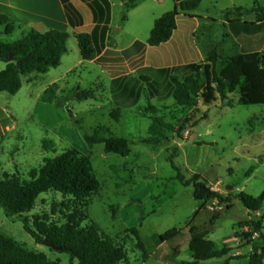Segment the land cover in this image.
Wrapping results in <instances>:
<instances>
[{
    "label": "rangeland",
    "instance_id": "obj_1",
    "mask_svg": "<svg viewBox=\"0 0 264 264\" xmlns=\"http://www.w3.org/2000/svg\"><path fill=\"white\" fill-rule=\"evenodd\" d=\"M110 1L113 5L110 45L122 51L119 55L123 60L126 57L128 74L112 83V77L101 66L81 59L77 42L69 35L67 53L57 68L22 77V87L15 95L0 93V107L7 113L4 118L0 111V132L7 125L14 126L6 136L0 135V175L15 174L26 181L30 171L39 168L45 157L74 148L90 156L93 173L100 184L87 201L88 220L84 224H96L122 245L127 253L126 264H192L188 251L191 226L211 240L217 250L224 246L231 248L227 256L199 264H223L230 256L239 258L229 260L228 264H248L249 257L264 246L261 237L264 202L259 212L252 213L237 196L243 192L258 197L264 192V105H240L235 92L227 100L217 98L209 105L199 101L192 108L177 107L168 80L172 68L163 69L157 79L148 74V83L139 81L142 68L139 60L144 56L140 52L145 46V56L156 66L189 61L202 63L206 54L222 40L232 48L229 55L239 53L236 37L222 24L224 11H221L238 1L201 0L198 8L191 11L197 18L187 25L184 38L157 48H149L146 43L152 21L172 11L173 0H143L139 2V10L133 13L120 0ZM244 17L251 21L254 16ZM263 31L261 28L250 34L256 44L262 39ZM19 32L16 29L11 35L0 34V41H16L21 38ZM226 33L228 39L223 38ZM134 40L137 42L135 59L130 54L136 49L127 51ZM205 47L211 49L203 57L193 53ZM222 63L218 62L217 70ZM54 83L59 89L63 84L58 91L60 107L40 101L43 91ZM117 86L125 89L123 97L130 102L126 108L113 102ZM76 87L92 91L94 98L71 100V92ZM148 104L176 130L181 128L180 133L164 130L159 142L145 143L150 138L151 114L145 112ZM112 110L119 115L118 122L109 117ZM98 126H105L113 135L131 141L130 154L127 157L106 154L101 144L90 148L85 137L92 135ZM43 140L52 142L54 147L45 151ZM172 164L184 181L197 177L221 197L229 196L232 206L225 209L226 202L211 200L200 208L201 204L193 198V186L183 185L176 179L177 171ZM249 168L253 171L246 176ZM64 200L54 191L43 193L34 209L22 216L31 219L35 214L47 213L52 220H59L61 215L54 214V210H60ZM214 212L219 214L213 219ZM249 220L261 222V234L252 233V227L244 225ZM131 228L137 229L139 241ZM173 228L178 230V235L159 243V236ZM0 232L29 251L45 254L50 261L70 263L65 252L37 244L23 229L21 219L7 217L1 206Z\"/></svg>",
    "mask_w": 264,
    "mask_h": 264
},
{
    "label": "trees",
    "instance_id": "obj_2",
    "mask_svg": "<svg viewBox=\"0 0 264 264\" xmlns=\"http://www.w3.org/2000/svg\"><path fill=\"white\" fill-rule=\"evenodd\" d=\"M82 1L89 6L96 21L109 18L110 6L107 0ZM120 1L124 2L126 9H130L140 0ZM61 2L68 18L72 14L79 17L68 0H61ZM200 2L201 0H182L175 4L172 11L157 18L150 30L147 45L158 47L168 42L176 29V17L179 12L194 11ZM245 13H247L246 10L235 8L226 11L224 19L239 24L244 28L245 33L250 32L249 28H253L252 32L256 31L255 25L257 24H264V8L258 7L253 10V21L242 22L241 17ZM122 19L124 20V17ZM0 26H4V33L7 35L15 29L10 19L4 14H0ZM68 38L67 32L49 30L40 33L32 29L14 42L0 41V61L5 64V68L0 71V93L15 95L22 87V77L32 73L45 74L57 68L62 57L67 53ZM98 38L97 26L92 34L75 35L81 59L93 61L107 71L112 78L126 74L125 63L120 53L114 50L103 52L104 44L100 43ZM10 56L13 57L11 61ZM218 62H223L219 70L216 69ZM163 71V69L154 71L152 68L142 67L139 69V81L148 83L150 81L148 74L157 79L158 73ZM172 71L168 80L172 85L171 95L177 107L192 108L199 101L209 105L217 98L227 100L228 96L235 92L238 93V104L240 105H264V47L261 51L238 53L224 59L214 48L206 54L204 62L176 66L172 68ZM58 91V84L50 85L43 91L40 101L60 107ZM92 98H94L92 91L80 90L79 87L72 90L70 97L71 100L77 101ZM116 105L127 107L129 104L117 102ZM229 106L231 107V103ZM145 112L151 114V124L148 129L150 138L145 143L159 142L164 130L180 133L181 128L176 130L162 117L157 116L156 109L150 104L145 108ZM109 117L116 122L119 120V115L113 110L109 112ZM85 140L90 148L99 144L103 145L106 154L127 157L131 152V141L113 135L105 126L96 127L92 135L86 136ZM42 146L47 152L54 147L53 143L48 140H43ZM171 166L177 171L176 179L180 183L193 186V198L201 204L200 208L211 200L226 202L225 209L232 206L229 196L221 197L205 183L200 182L197 177L184 181L177 168L173 164ZM252 171L253 169L249 168L246 176ZM99 186V181L92 170L90 156L69 148L54 157H45L39 168L30 171L29 179L26 181H22L15 174H1L0 206L7 217L17 216L21 219L23 229L37 244L46 240L55 247H60L61 252L69 255V264H74V262L76 264H126L127 253L122 245L104 234L96 224L92 222L84 224L88 220L85 211L87 201L99 189ZM49 191L59 193L65 199L59 205L61 209L54 210V214L61 215L59 220H52L50 214L47 213L35 214L31 219L22 216L34 209L41 194ZM237 197L249 212L255 213L262 209L264 192L258 197L240 192ZM213 214L214 219L219 212ZM244 225L252 227V233L261 234L260 221L249 220ZM130 231L139 241L137 229L131 228ZM189 234L188 251L193 261L192 264L221 258L231 251V248L226 246L217 250L214 243L198 233L194 226L190 227ZM177 235L178 230L173 228L160 235L158 241L164 243ZM261 237L264 239V234H261ZM238 258L230 256L223 264H228L229 260ZM263 260L264 246L257 248L249 257L248 264H264ZM0 264L58 263L50 261L43 253L23 248L12 238L0 232Z\"/></svg>",
    "mask_w": 264,
    "mask_h": 264
},
{
    "label": "crops",
    "instance_id": "obj_3",
    "mask_svg": "<svg viewBox=\"0 0 264 264\" xmlns=\"http://www.w3.org/2000/svg\"><path fill=\"white\" fill-rule=\"evenodd\" d=\"M69 3L72 5L73 9L79 14V17L75 14H72L70 18L65 13L64 7L62 5L61 0H0V14L6 15L12 24L15 26V29H19V33L21 37L25 35L28 31L30 30H36L40 33L47 32L49 30H59L63 32H67L69 35L73 36L75 38V35L81 34V33H87V34H92L94 31L95 27L97 26L98 29V40L100 43L104 44V49L103 52L107 50H114L116 52L122 53V51H119L117 49H112L111 47V30L112 28V2L110 0H107L110 6V16L106 20H101L98 19L97 21L94 19L93 13L89 6L82 0H68ZM143 1V0H140ZM139 1V2H140ZM238 3H233L230 7H223L221 11L224 13L228 10H233L235 8H242L247 11L244 16L247 15H253V10H255L258 7L264 8V0H237ZM121 5L125 7L124 2L120 1ZM139 2L130 9H126L129 13H133L134 11L139 10L141 6H139ZM174 2V0H173ZM175 2H174V7H175ZM241 17L242 22L247 21L245 17ZM197 15L189 12H179V14L176 17V29L173 32L172 37L170 40L158 47H162L165 45L170 44L173 42L175 39L178 38H184L185 36V29L187 28V25L190 23L191 20L196 19ZM233 18V17H231ZM71 19V20H70ZM125 20V17H124ZM123 20V21H124ZM254 20V17H252L251 21ZM155 19H153L154 23ZM223 26H226L225 29L230 31L231 34L235 39V45H238L239 48V53H248V52H256V51H261L264 47V31L262 35V39L260 40L259 43L256 44V41L254 40V36L250 35L252 33L253 28H249L250 32L245 33L244 28H242L239 24L236 23H231L229 21H226L223 16ZM153 27V24H152ZM151 27V28H152ZM263 28L264 29V24H257L255 25V29L259 31V29ZM235 29V32L233 31ZM151 30V29H150ZM248 30V29H247ZM13 31V32H14ZM12 32V33H13ZM194 30L191 31V35L194 36ZM11 33V34H12ZM105 33V34H104ZM150 33V31H149ZM1 35H7L4 33V26H2V30L0 32ZM9 34V35H11ZM104 34V38H102ZM190 35V33H189ZM149 37V35H148ZM223 38H229L227 33L224 35ZM102 39V40H101ZM148 39V38H147ZM237 39V40H236ZM135 41V40H134ZM184 41V40H183ZM5 43H11L7 41H1ZM14 42V41H13ZM147 42V41H146ZM137 42H133L128 48V50L131 49H136ZM222 44V45H220ZM143 47V46H142ZM147 47H149L147 45ZM149 48H157V47H149ZM217 49L218 53L220 54L221 57H229L233 55H229V51L232 50L230 49L229 46H227L224 41L222 40L221 43H218L213 46L212 49ZM211 49L210 47H205V49H201L199 51H195L196 55L198 57H203V54ZM79 51V50H78ZM126 51V50H125ZM136 50H134L130 56L135 59L136 57ZM147 51L146 46L142 49L140 53L144 54L143 58L140 59L139 61H142L141 66L142 67H148L152 69H165V68H174L176 66H185L188 64H191L189 61L188 63L185 64H172V65H154L150 60H148L147 56H145ZM124 52V51H123ZM137 55L138 57L140 56ZM194 54V55H195ZM238 54V53H237ZM129 56V57H130ZM130 57V58H131ZM137 58V57H136ZM89 63H94L93 61H87ZM124 63H128L126 60V57L124 58ZM95 64V63H94ZM5 68V64L0 61V71ZM68 72L71 71V68L67 70ZM134 72V71H132ZM128 73L111 78L112 83L116 80L121 79V77H125ZM63 85V84H62ZM60 85L62 88L63 86ZM60 88V89H61ZM59 89V90H60ZM115 94H113V102L117 104V102L125 103V104H130V102L127 101V97L124 96L123 94L125 93V89L120 87H116L115 91H117ZM111 92H113L111 90ZM130 92V91H128ZM52 105V104H51ZM126 108V107H122ZM0 111L2 113V116L4 118L7 117V113L4 111L3 108L0 107ZM12 118V117H11ZM10 118V120H11ZM14 129V126L7 125L3 128V130L0 132L1 136H6L8 132Z\"/></svg>",
    "mask_w": 264,
    "mask_h": 264
},
{
    "label": "water",
    "instance_id": "obj_4",
    "mask_svg": "<svg viewBox=\"0 0 264 264\" xmlns=\"http://www.w3.org/2000/svg\"><path fill=\"white\" fill-rule=\"evenodd\" d=\"M181 1H182V0H174L175 3H179V2H181ZM12 58H13V57L10 56L9 60L11 61ZM227 189L230 190V189H232V187H227ZM41 244L44 245V246H46V247H48V248H50V249H53V250H57V251H60V250H61L60 247H55L51 242L46 241V240L42 241Z\"/></svg>",
    "mask_w": 264,
    "mask_h": 264
},
{
    "label": "built area",
    "instance_id": "obj_5",
    "mask_svg": "<svg viewBox=\"0 0 264 264\" xmlns=\"http://www.w3.org/2000/svg\"><path fill=\"white\" fill-rule=\"evenodd\" d=\"M210 189H211L212 191H214L213 188L210 187Z\"/></svg>",
    "mask_w": 264,
    "mask_h": 264
}]
</instances>
